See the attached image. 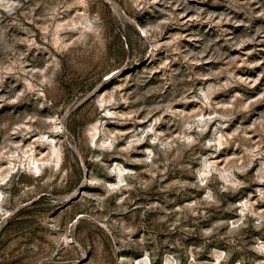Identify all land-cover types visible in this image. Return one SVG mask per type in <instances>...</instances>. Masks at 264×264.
<instances>
[{
	"label": "rangeland",
	"instance_id": "374dc122",
	"mask_svg": "<svg viewBox=\"0 0 264 264\" xmlns=\"http://www.w3.org/2000/svg\"><path fill=\"white\" fill-rule=\"evenodd\" d=\"M0 264H264V0H0Z\"/></svg>",
	"mask_w": 264,
	"mask_h": 264
}]
</instances>
